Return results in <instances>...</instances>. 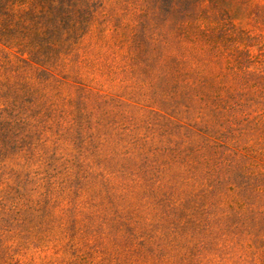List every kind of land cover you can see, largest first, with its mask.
<instances>
[{
  "label": "rangeland",
  "instance_id": "1",
  "mask_svg": "<svg viewBox=\"0 0 264 264\" xmlns=\"http://www.w3.org/2000/svg\"><path fill=\"white\" fill-rule=\"evenodd\" d=\"M81 11L0 56V264H264V0Z\"/></svg>",
  "mask_w": 264,
  "mask_h": 264
},
{
  "label": "trees",
  "instance_id": "2",
  "mask_svg": "<svg viewBox=\"0 0 264 264\" xmlns=\"http://www.w3.org/2000/svg\"><path fill=\"white\" fill-rule=\"evenodd\" d=\"M89 0H0V56L44 71L53 55L72 45L46 42L43 37L75 41L89 27Z\"/></svg>",
  "mask_w": 264,
  "mask_h": 264
}]
</instances>
